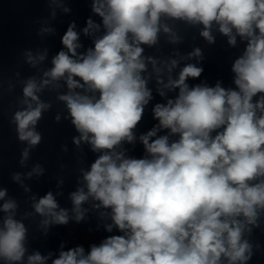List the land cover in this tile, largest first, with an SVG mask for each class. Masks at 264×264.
<instances>
[{
    "label": "clouds",
    "instance_id": "obj_1",
    "mask_svg": "<svg viewBox=\"0 0 264 264\" xmlns=\"http://www.w3.org/2000/svg\"><path fill=\"white\" fill-rule=\"evenodd\" d=\"M46 3L53 20L56 9L72 15L73 3H84L90 14L79 30L77 21L69 20L60 37L62 47L39 80L32 76L22 81L18 103L25 107L9 120L17 140L26 142L18 164L27 167L31 153L44 141L37 126L52 103L41 100L39 93L64 86L67 91L56 99L66 107L63 120L78 133L71 144L79 152L88 146L95 159L87 169H79V186L69 193L70 208L58 202L62 191L49 190L39 198L30 196L32 211L18 219L17 200L6 199L8 189L0 188V264H249L254 252L246 236L264 220V0ZM175 22L202 25L199 36L209 46L216 42L214 29L231 47L237 38L245 43L231 66L235 88L223 87L220 80L214 86L189 83L205 72L200 47L180 59L145 54V46L159 44L161 33L172 45L183 42ZM56 34L51 25L37 31L38 36ZM82 36L90 47L85 48ZM48 53L46 47L35 54L25 50L23 57L38 68ZM183 60L194 62L181 66ZM153 78L156 94L165 102L151 108L157 123L137 136L135 129L154 99L148 86ZM13 89L9 85L7 91ZM61 120L57 113L54 122ZM137 142L143 147L141 158L126 147L134 148ZM60 151L69 152L67 143ZM45 171L36 163L30 171L12 172L10 177L30 193L22 176L39 179ZM63 184L60 178L56 187ZM90 213L107 221L106 233L118 234L91 244L87 252L83 245L66 249L61 241L58 255L34 251L26 256L25 219L39 217L36 230L48 238L53 227L89 223ZM255 248L260 251L261 245Z\"/></svg>",
    "mask_w": 264,
    "mask_h": 264
}]
</instances>
